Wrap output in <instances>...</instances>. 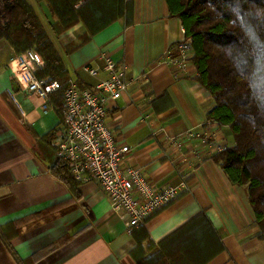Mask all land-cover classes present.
<instances>
[{
    "label": "crops",
    "instance_id": "0c3cea01",
    "mask_svg": "<svg viewBox=\"0 0 264 264\" xmlns=\"http://www.w3.org/2000/svg\"><path fill=\"white\" fill-rule=\"evenodd\" d=\"M26 1L80 86L107 75L105 56L126 67L128 88L110 102L108 121L129 145L130 165L142 168L156 188H179L131 230L124 211L112 207L95 180L80 181L71 170L78 183L73 192L51 171L57 160L51 134L62 116L51 96L44 102L20 89L13 71L18 54L2 39L0 264H136L132 251L139 243L149 250L146 233L158 242L201 211L219 239L210 243L203 264H264V239L247 189L211 158L232 144L230 128L205 125L212 96L196 79L191 52L182 49L183 25L169 16L165 0H132V23L119 17L69 53L65 45L78 42L83 22L55 34L45 0Z\"/></svg>",
    "mask_w": 264,
    "mask_h": 264
},
{
    "label": "trees",
    "instance_id": "16d2710c",
    "mask_svg": "<svg viewBox=\"0 0 264 264\" xmlns=\"http://www.w3.org/2000/svg\"><path fill=\"white\" fill-rule=\"evenodd\" d=\"M61 34L82 21L85 31L78 42L65 45L76 50L119 17L130 24L132 0H45ZM168 14L184 28L182 49L191 52L196 79L212 96L206 124L229 126L232 144L211 154L233 184L245 186L264 239V0H165ZM7 40L17 54L36 50L43 65L39 78L57 79L63 88L51 94V103L64 109L63 90L70 82L68 70L34 7L26 0H0V40ZM177 49V44L175 45ZM60 124V123H59ZM58 124V126H59ZM57 126V127H58ZM52 132L54 139L58 128ZM51 171L77 192L70 165L57 157ZM148 251L139 243L132 251L136 264H203L205 254L218 241L204 211L158 242L146 233Z\"/></svg>",
    "mask_w": 264,
    "mask_h": 264
},
{
    "label": "built area",
    "instance_id": "2783aa9c",
    "mask_svg": "<svg viewBox=\"0 0 264 264\" xmlns=\"http://www.w3.org/2000/svg\"><path fill=\"white\" fill-rule=\"evenodd\" d=\"M104 58L105 77L81 86L70 79L64 88L63 116L53 140L57 157L70 165L75 178L95 180L112 207L124 211L131 230L175 198L179 187L156 188L142 168L128 163L130 147L119 140L107 118L110 102L128 88L127 69L109 56ZM15 61L13 71L23 92L36 94L46 102L63 88L57 79L37 77L36 70L42 67L43 59L36 50L27 49ZM85 69L97 74L96 67Z\"/></svg>",
    "mask_w": 264,
    "mask_h": 264
},
{
    "label": "rangeland",
    "instance_id": "374dc122",
    "mask_svg": "<svg viewBox=\"0 0 264 264\" xmlns=\"http://www.w3.org/2000/svg\"><path fill=\"white\" fill-rule=\"evenodd\" d=\"M47 149H50V150H51V148H50V147H47Z\"/></svg>",
    "mask_w": 264,
    "mask_h": 264
}]
</instances>
